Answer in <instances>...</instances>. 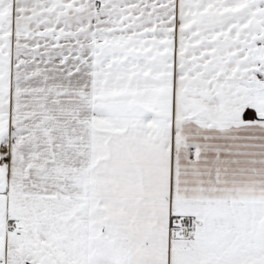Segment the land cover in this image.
<instances>
[{
    "label": "snow or ice",
    "instance_id": "obj_1",
    "mask_svg": "<svg viewBox=\"0 0 264 264\" xmlns=\"http://www.w3.org/2000/svg\"><path fill=\"white\" fill-rule=\"evenodd\" d=\"M0 264H264V0H0Z\"/></svg>",
    "mask_w": 264,
    "mask_h": 264
}]
</instances>
